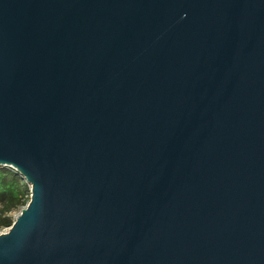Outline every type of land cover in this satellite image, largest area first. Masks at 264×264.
<instances>
[{"label":"water","instance_id":"95a60500","mask_svg":"<svg viewBox=\"0 0 264 264\" xmlns=\"http://www.w3.org/2000/svg\"><path fill=\"white\" fill-rule=\"evenodd\" d=\"M0 167V264H264V0H0Z\"/></svg>","mask_w":264,"mask_h":264},{"label":"trees","instance_id":"16d2710c","mask_svg":"<svg viewBox=\"0 0 264 264\" xmlns=\"http://www.w3.org/2000/svg\"><path fill=\"white\" fill-rule=\"evenodd\" d=\"M30 200V187L10 168L0 167V228L9 227L13 213Z\"/></svg>","mask_w":264,"mask_h":264},{"label":"rangeland","instance_id":"374dc122","mask_svg":"<svg viewBox=\"0 0 264 264\" xmlns=\"http://www.w3.org/2000/svg\"><path fill=\"white\" fill-rule=\"evenodd\" d=\"M18 214H19V212H15V213H13L12 215H13L14 218H16ZM8 228H9V227L0 228V232H2V231H6Z\"/></svg>","mask_w":264,"mask_h":264},{"label":"built area","instance_id":"2783aa9c","mask_svg":"<svg viewBox=\"0 0 264 264\" xmlns=\"http://www.w3.org/2000/svg\"><path fill=\"white\" fill-rule=\"evenodd\" d=\"M2 232H4V231H2ZM2 232H0V233H2Z\"/></svg>","mask_w":264,"mask_h":264}]
</instances>
